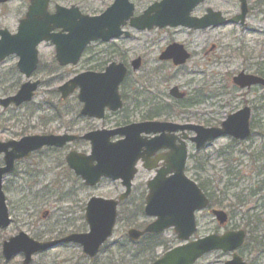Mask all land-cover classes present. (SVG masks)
I'll use <instances>...</instances> for the list:
<instances>
[{
    "label": "rangeland",
    "instance_id": "374dc122",
    "mask_svg": "<svg viewBox=\"0 0 264 264\" xmlns=\"http://www.w3.org/2000/svg\"><path fill=\"white\" fill-rule=\"evenodd\" d=\"M76 1L81 2L82 8H87L85 10L90 13L100 12L105 5L104 0ZM25 9L26 6L22 0H14L5 6H0V29L14 31L16 23L23 16ZM249 28L253 32L241 33L239 36L247 41L246 53L254 60L252 68L250 65L247 66L242 57H239L237 50L240 40L234 42L233 37H229V34L232 33L231 36L238 38L232 28L219 30V32H213L211 36H208L209 39L218 37L213 42L217 50L214 53H209L205 59L202 56L204 44L202 38H205V51L208 48V38L183 30L170 31L167 34L162 32L139 34L134 37L140 38V40L147 38L144 45H136V43L119 45L120 48L127 49L129 56H133L141 50V55L145 58L146 70L150 72V69L155 66L154 57L158 49L164 45L166 36L172 34L175 40L186 44L188 50L192 52L193 58L183 69V75H175L167 86L170 84V86H185V88L187 85L190 87L205 86L206 95L216 94L212 100L206 102L205 106L196 107L189 112L193 116L189 115L188 117L199 119V125L205 126L203 122L205 121L209 122L207 125L216 126L227 115L239 110L246 103L253 108V131L247 141L234 144L229 139L222 138L209 144L198 153H195L192 148L189 149L190 158L185 174L198 185H202L207 194H212L216 201L221 203L220 210L224 211L229 218L227 230L232 227H241L244 224L241 219L242 214L247 208H254V200L248 199V195L250 192H254L258 187L257 183L264 179V90L257 88L252 93L241 94L240 91H235L230 83L232 74L235 75L245 68H241V64L245 65L249 71L256 70L255 63H260V66L263 63L264 17L255 15ZM91 49L97 55L98 53L104 54L107 50L106 46L100 44L92 45ZM39 52L38 69L31 80H38L40 85L29 104L19 108L10 107L5 111L0 108V141L17 139L22 134L55 133L58 128L63 126L79 129H83L85 126L80 121L73 122V118L64 119L62 115V119L57 120L55 118L56 110L51 108L56 106L59 101L56 88L74 74L86 71L87 64L81 62L74 68L61 69L55 66L53 55L48 48L41 47ZM114 58L118 59L119 56L113 57L108 54L101 59L113 60ZM207 59L216 61L209 62ZM16 62L15 58H10L0 65V99L14 95L19 86L26 81L18 73ZM189 70L197 72L198 75L187 76ZM144 72L146 81L150 84L152 79L146 71ZM169 74L172 75L174 72ZM133 78L130 77L126 86L132 85ZM158 88L163 91L165 87L160 85ZM73 101L74 99L70 98L66 105L60 107L71 108ZM6 119L10 121L6 123ZM63 123L66 125H62ZM16 135L18 136L16 137ZM34 161L36 162L34 163ZM34 161L33 165L28 162L18 165L15 173L4 179L3 191L9 208L11 224L7 229L0 230V246L2 241L18 232H24L30 237H38L41 240L47 238L48 231L55 229H61L63 233L71 230L73 233L85 232L87 227L83 221V210L87 200L90 197L114 199L121 191L118 183L101 181L93 188H85L79 180L74 179L70 182V185L73 186L71 189L68 187L59 189L56 185H50L55 180L53 177L58 173L52 170L53 164L45 158L44 161L38 163L36 159ZM33 168L37 170H32ZM27 170L29 171L25 173ZM38 173H42V177L37 178L38 182L35 185L29 186L31 178L34 179ZM150 177L151 174L144 171H140L136 176L131 195L119 209L112 237L95 260L89 261L82 254L80 247L68 245L36 256L31 264H119L116 257L126 251L129 252V256L133 251L136 254L141 253L140 258L135 261L136 264H151L166 251L178 246L179 242L172 230L155 236L153 240L144 239L141 242L130 243L127 239L126 233L129 229H140L151 221L143 215V205H140V188H142L140 185ZM261 193L264 195V190ZM236 197L247 201L243 208L236 209L234 207ZM66 200L68 202H65ZM44 210L49 211V216L45 221H41L39 216ZM196 221L197 237L223 231L206 213L198 214ZM228 259L229 256L226 254L212 252L202 257L196 264H223ZM20 261V258H15L9 264H19ZM128 261L126 259L125 263ZM0 264H4L1 255Z\"/></svg>",
    "mask_w": 264,
    "mask_h": 264
},
{
    "label": "flooded vegetation",
    "instance_id": "af4514ba",
    "mask_svg": "<svg viewBox=\"0 0 264 264\" xmlns=\"http://www.w3.org/2000/svg\"><path fill=\"white\" fill-rule=\"evenodd\" d=\"M14 0H9L7 2H0V6H5L12 2ZM104 0L105 5L103 6V9L100 12L96 13H90L87 10V8L83 9L82 3L78 2L76 0H68L61 2L60 0H47V10L49 14H53L56 11V8L59 7L63 11H61L63 19H68L69 17H73L75 19V22H78L77 14H80L82 16H88L91 18L98 17L102 14H106L108 11V22L107 24H111L114 21L111 19H118L119 23V30L122 32V35L114 40L109 41L108 43H89L84 51L81 53L79 60L75 65H67V66H60L56 60H55V47L50 42H42L37 45L36 47V53H37V65L35 70L30 75V82H38V86L40 85V82L38 80L32 81V77L34 73L38 69L39 65V56H40V48L46 47L51 51V54L54 58V64L57 68L66 69V68H74L78 66L81 62L86 63L88 66V69L83 72H79L77 74H74L72 77L83 74V73H92V74H101L105 72V69L108 68L111 64H114L115 66L121 65L125 69V75L123 80L120 82V84L117 87V95H118V108H114L115 104L112 103L109 107V105L105 106L101 112V116L94 117V116H84L81 114V109L83 107V104L78 101V94L79 90L78 88H75L66 98H61L60 93L57 91L60 86H62L65 82H67L70 78L63 81L57 88L56 93L58 94L59 101L56 103V106L52 107L51 109L56 110L55 118L57 120L62 119H69L73 118V122H81L84 123V128H73L70 126L67 127H61L57 129V132L55 133H45V134H22L19 135L17 139H9L7 141H0V142H10V141H19L20 139L26 138V137H34V136H51L55 138H73V140H68L65 143L62 144L60 147L51 146V147H42L39 150L31 152L28 156H26L23 159L16 160L13 164V170L2 176L1 178V190L3 191V182L5 178H9L12 176L18 165L28 162L33 165V161L36 159L37 163L39 161H44L45 159H48L50 163L53 164L52 170L57 171L56 175L53 177L55 178L54 181L50 183V185H56L59 189L64 188H72L70 182L74 180H79L78 177H76L73 172L69 169V167L66 164V157L70 153H77L81 155H87L90 156L92 153V148L94 144L97 141L91 142L84 140L83 137L88 134L98 133L100 135H97L100 137V141L102 142V145L107 148L108 150L115 146L117 143L125 140V135L120 134V131L128 126L131 125H141L144 123H157V124H163L165 127L164 132L162 133H156V134H149L145 135L144 133L140 134L139 140L142 142H149L153 138L162 136L164 141L159 144L162 145L161 148H158L155 151H151L147 149L146 146H143L140 150L141 157L138 159V161L135 164L136 174L132 181L131 186V192L133 191V182L138 175L140 171H144L148 174H151V177L145 181L144 183H141L140 186H142L140 199L141 203L140 205H143V209L145 206V199L146 195L148 193L147 190V184L148 182L155 176L156 171L158 169H165L166 163L165 158L168 157V154L172 151H180L181 148L184 149L186 153V159H185V167L184 172L187 171V162L190 158L189 149L192 148L195 153L200 152L203 150L206 146L209 144L222 139L226 138L229 139L234 144L236 143H242L247 141L252 136L253 131V114H252V107L248 106V104H244L239 110L235 111L234 113H231L226 116V118L221 121L216 126L207 125L209 122H204L205 126L199 125V119L190 118L189 115L193 116L191 112L194 108H201L205 106L207 101L212 100V97H215V95H206L205 92V86H195L190 87L187 85L183 87L178 86H167L173 77L175 75H183V69L187 66V64L192 60L193 54L188 50L186 47V44L183 42H180V40H175V38L171 35H168L165 37L164 45H162L158 51L157 54L154 57V68L152 67L150 69V72L146 70V64L144 61V56L141 55V50H139L138 53H135L133 56H129L127 54V49H122L119 47V45H124L126 43H136V45H144L145 39L140 40V38H135V35L139 34H145V33H170V31L175 30H183L189 33L198 34V36L207 37L208 38V48L205 51V38H202V42L204 41L203 47H202V56L204 59L207 57L209 53L216 52L217 48L213 44L217 40L218 37H215L213 39H209L208 36H211L213 32H216L223 29L232 28L235 35L238 36V38L231 36L232 33L229 34V37L233 39L234 42L239 41L238 43V52L239 57H242L243 61L252 68L254 66V60L246 53L247 49V41L245 39H241L243 37L239 36L241 33H247V32H253L252 29H250L251 21L255 18V15L264 17V0ZM22 2L25 4L26 9L23 14V16L17 21L15 30L10 32L7 29H0V31L6 30L9 34H14L17 28V25L21 19H23L27 8L29 7V0H22ZM114 4H117L118 6L115 8L118 11V14L115 15L110 14L111 7L114 6ZM130 6V7H129ZM130 8V16L125 19L123 18V21L121 20V15L126 9ZM173 8V9H172ZM114 9V10H115ZM176 10L178 13H185L188 12V18L195 21L197 20V25L201 28L195 29V28H189L184 27L181 25L178 26H170L166 25L162 28L157 27L156 25L152 26L150 30H143L139 31L135 28L134 22L144 16V19L148 20H154V21H160L162 23H165L168 14L170 10ZM244 9L243 16L242 10ZM64 11H70L71 13L64 12ZM178 14V15H180ZM176 15V17H178ZM60 30H55L54 33H59ZM207 40V39H206ZM117 42V43H112ZM232 42V40H230ZM95 44H100L103 46H106V52L104 54L98 53L95 54L91 46ZM116 44V45H115ZM148 44V43H147ZM174 51H170L172 49ZM113 55L119 56L118 59L114 58L113 60H105L101 59L104 57V55ZM128 55V56H127ZM182 56H185V60L183 63H177L178 60ZM10 58H15L18 61V57L16 55H11L6 57L3 61L0 62V65L4 63L6 60ZM117 60V61H114ZM139 60L137 68H133L132 62ZM209 62H211L210 59H207ZM212 61H216L213 59ZM263 63L260 66V63H255L256 70H247L245 65L241 64L240 71L236 73L235 75L232 74L230 77V83L232 85V88L237 91L241 92V94L246 93H252L254 89H263L261 85H255L250 87H244L240 88L238 85H235L233 83V79L236 78L239 75L242 76H255L257 78L264 80V59L262 60ZM17 63V62H16ZM206 64V63H205ZM204 64V65H205ZM218 64V63H215ZM203 65V66H204ZM16 66V65H15ZM206 67V66H205ZM146 71L152 79V82L149 84L146 81L145 72ZM173 73L170 75L169 73ZM212 74V73H209ZM177 75V76H178ZM198 75L195 71H187V76H194ZM176 76V77H177ZM71 77V78H72ZM130 77L133 78V83L129 87L126 86L128 80ZM175 77V78H176ZM153 80H156V82H153ZM154 83L156 84L154 86ZM162 85L163 87L167 88L163 91H161L158 87ZM20 87V86H19ZM176 89V90H175ZM175 90V91H174ZM37 91V89H36ZM34 92V95L36 93ZM12 96V95H10ZM242 96V95H241ZM9 96H6L4 98H1V100H4L8 98ZM73 98L74 101L72 102L71 108H63L60 106H64L67 104L68 99ZM217 98L219 99V96L217 95ZM214 99V98H213ZM29 103H23L21 106L26 105ZM264 105V104H263ZM20 106V107H21ZM59 106V107H58ZM12 107V106H11ZM2 110H7L10 107L3 108L0 106ZM14 108V107H13ZM19 108V107H18ZM249 109V126H250V135L247 139L244 141H236L231 137L223 136L217 140H214L209 143H205L202 147L196 148V143L192 141V139L196 138V134L193 130H187V127H201L203 129H215L220 128L221 124L230 116L233 114L238 113L242 109ZM50 109V108H49ZM62 115V117H61ZM10 120L6 119V123H8ZM62 125H66V123H63ZM177 127L178 129L174 132H171V128ZM170 127V128H169ZM179 128H184L183 130H180ZM18 135H16L17 137ZM15 137V138H16ZM63 141V140H58ZM3 154H0V168L4 167L3 162ZM36 161H34L35 163ZM147 167H152L153 170H147ZM32 170H37L36 168H33ZM31 172H34L32 171ZM29 170H27L25 173H27ZM24 173V174H25ZM42 177V173H38L37 176L33 179L31 178L30 182L28 183L29 186L35 185L38 181L37 178ZM101 181H110L107 179H102ZM112 183H118V186L120 187V192L117 195V198L114 199H105V200H114L118 201L116 206V213L118 219V212L121 207V205L126 201H119L120 195L124 192V187L121 185V180L118 181H110ZM195 182V181H194ZM83 187L84 184L80 181ZM196 183V182H195ZM258 187L254 192H250L248 195V199L254 200V208L251 209L247 208L244 213L241 216L242 221L244 224L241 227H232L230 230H227V224L229 222L228 215L220 210L221 203L217 202L215 197V204L212 205L210 203L209 194H207L204 190L202 185H196L200 189V191L205 195L208 201V206L206 209L201 210L199 212L195 213V228L196 231L193 234L191 238L187 242H184L182 244L193 242L197 239L203 238V237H197V221L196 216L198 214L206 213L210 217L213 218V220L216 222L217 226L223 230L221 233H211L209 235H216V236H222L223 234L227 232L231 233H243V238L240 246L232 250L231 252H222L220 250L213 251V252H219L222 254H226L229 256V259L225 261L223 264H225L228 261H232L233 258L239 259L242 264H264V195H262V191L264 190V179L257 183ZM90 188V187H85ZM93 188V187H91ZM261 195V196H260ZM65 196V195H63ZM5 198V194H4ZM63 198V197H62ZM92 198V197H90ZM89 198V199H90ZM100 198V197H98ZM129 198V197H128ZM127 198V199H128ZM247 198V197H246ZM88 199V200H89ZM104 199V198H103ZM87 200V202H88ZM60 202V201H59ZM62 202V201H61ZM65 202H68L66 200ZM86 204L84 205V212H83V221L85 226L88 229V225L85 221V208ZM70 203H73V201H70ZM235 205L234 207L236 209L243 208V206L246 205L247 201L242 199L241 197H236L235 199ZM5 204L8 210V217H9V225L11 224L10 219V213L9 208L6 203L5 198ZM212 211H222L226 215V222L223 225H220L216 218L212 215ZM49 216V211L44 210L40 213L39 219L41 221H45ZM150 221L149 223H151ZM148 223V224H149ZM148 224H145L144 227L140 228L139 230H143ZM7 227V228H8ZM6 228V229H7ZM137 229V228H136ZM48 236L46 239L41 240L38 237H31L33 240L37 242H49V241H57L60 239H63L69 235L72 234H79V233H73L72 230L63 233L61 229L58 230H50L48 231ZM86 232V231H85ZM81 232V233H85ZM19 233L24 232H18L12 237H15ZM26 234V233H24ZM150 235H146L145 237H148ZM151 236H158V235H151ZM208 236V235H207ZM206 237V236H204ZM10 238V237H9ZM4 241H2L3 243ZM1 243V248H2ZM180 244V242H179ZM69 244H60L56 248L68 246ZM53 249V250H54ZM52 251V250H50ZM49 252V251H48ZM101 252V251H100ZM47 253V252H45ZM42 253V254H45ZM40 254V255H42ZM1 255V253H0ZM99 255V254H98ZM16 258L22 259V255L19 254L16 256ZM97 258V257H96ZM94 258L93 260H95ZM2 262L4 264H9L12 262L5 261L3 256L1 255ZM89 260V259H88ZM89 260V261H93ZM199 261V260H198ZM197 261V262H198ZM196 262V263H197ZM21 263V261H20ZM19 263V264H20ZM195 263V264H196ZM109 264V263H107Z\"/></svg>",
    "mask_w": 264,
    "mask_h": 264
},
{
    "label": "water",
    "instance_id": "95a60500",
    "mask_svg": "<svg viewBox=\"0 0 264 264\" xmlns=\"http://www.w3.org/2000/svg\"><path fill=\"white\" fill-rule=\"evenodd\" d=\"M7 1L9 0H0L1 3ZM29 2L27 12L24 18L19 21L16 33L10 35L5 30L0 31V62L10 55H16L18 57L16 67L26 78H29L36 68L37 53L35 48L41 42L53 44L57 63L60 66H66L75 65L82 51L90 42L96 40L107 42L121 35L118 19H111L114 22L107 24L108 11L106 14L94 18L82 17L77 14L78 22H75L73 17L63 19L61 14L63 10L58 7L53 15H49L47 0H29ZM117 6L114 4L111 7V15L113 12L115 15L118 14L115 9ZM172 9L165 23L144 19L142 16L134 22V26L137 30H150L154 25L159 28L166 25L201 28L197 25V20L193 21L188 18L189 11L180 14ZM130 11L129 8L122 13V21L123 18L127 19L130 16ZM64 12L71 13L70 11ZM243 12L244 9L241 17ZM57 29L60 32L53 34L52 32ZM63 32H66V35H62ZM185 58L182 56L177 63H183ZM138 63L139 60L132 62L133 68H137ZM124 75L125 69L121 65L111 64L104 73H83L74 77L59 87L58 92L64 99L75 88H78V101L83 104L81 114L98 117L101 116L103 108L107 105L111 107L110 105L114 103V108H118L120 103H118L117 87ZM233 83L240 88L255 85L264 87V80L255 76L239 75L233 79ZM37 86L38 82L23 84L13 97L1 100L0 106L5 109L10 104L18 107L22 103L29 102ZM249 117V109L245 108L230 115L220 128L187 127L186 129L195 132L196 138L192 141L196 143V148L223 136L231 137L236 141H244L250 135ZM177 129L173 126L171 132ZM179 129L183 130L184 128ZM164 130V125L157 123L128 126L120 131V134L125 135V140L117 143L109 150L99 140L100 137L97 136L100 135L99 132L85 135L84 140L97 141L92 148L91 155L70 153L66 157V164L83 181L85 186H95L101 178L112 181L121 180L125 192L118 200H125L130 193L131 181L136 173L135 164L141 157V148L146 146L147 149L155 151L162 147V145L159 147V144L164 141L163 137L160 136L145 143L139 140L140 134H156L162 133ZM58 140L63 141L58 142ZM68 140H73V138L34 136L20 139L17 142H0V154L4 155V167L0 168V229L7 228L10 223L4 194L1 190L2 176L13 170V164L16 160L23 159L31 152L45 146L60 147ZM185 159L186 153L182 148L180 151L170 152L168 157L164 159L166 168L157 170L155 177L148 182V193L143 213L146 217L154 220L143 231L129 230L127 236L130 240L137 241L145 234H159L171 228L177 240L181 242H187L193 236L196 231L195 213L206 209L208 201L197 185L184 175ZM146 169L152 170L153 168L147 167ZM117 203L118 201L91 198L86 205L84 216L88 225L87 233L72 234L63 239L49 242H37L26 234L19 233L2 243L1 255L5 261H10L18 254H22L23 261L21 264H30L33 255L51 250L60 244L72 243L80 246L82 253L87 258L93 259L100 247L112 235ZM211 213L220 225L226 222V215L222 211H212ZM242 238V232H227L222 236L209 235L173 248L153 264H194L203 255L213 251L231 252L240 246ZM225 264L242 263L239 259L233 258L232 261Z\"/></svg>",
    "mask_w": 264,
    "mask_h": 264
},
{
    "label": "trees",
    "instance_id": "16d2710c",
    "mask_svg": "<svg viewBox=\"0 0 264 264\" xmlns=\"http://www.w3.org/2000/svg\"><path fill=\"white\" fill-rule=\"evenodd\" d=\"M209 198H210V203H211L212 205H214V204H215V200H214V198H213V195H212V194H209ZM154 238H155V236H148V237H145L144 239H147V240H153ZM144 239H142L141 241H143ZM141 241H140V242H141ZM140 256H141V253L136 254L135 251H133L132 254H130V256H129V252H128V251H126V253L121 252V253L119 254V256L116 257V261L119 262V264H136L135 261H136L137 259H139ZM126 259L129 260L127 263H125V260H126Z\"/></svg>",
    "mask_w": 264,
    "mask_h": 264
}]
</instances>
